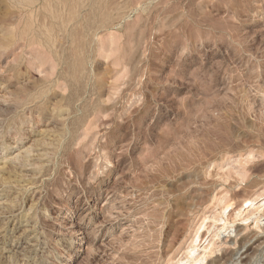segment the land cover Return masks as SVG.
Instances as JSON below:
<instances>
[{
    "label": "rangeland",
    "instance_id": "rangeland-1",
    "mask_svg": "<svg viewBox=\"0 0 264 264\" xmlns=\"http://www.w3.org/2000/svg\"><path fill=\"white\" fill-rule=\"evenodd\" d=\"M263 202L264 0H0V264H263Z\"/></svg>",
    "mask_w": 264,
    "mask_h": 264
},
{
    "label": "bare ground",
    "instance_id": "bare-ground-1",
    "mask_svg": "<svg viewBox=\"0 0 264 264\" xmlns=\"http://www.w3.org/2000/svg\"><path fill=\"white\" fill-rule=\"evenodd\" d=\"M245 203H248V205L249 206H252V204H254L255 202L252 200H246V201H244ZM254 202V203H253ZM231 206V204L229 205V206H227V209H230L229 207ZM246 206V205H245ZM224 208V207H223ZM264 208V202L262 203V204H260V205H258L256 208H254V210H253V213L254 212H256V211H261L262 209ZM226 208H224V210H225ZM226 209V210H227ZM250 214H251V212H250ZM249 219H250V217H248ZM248 218H246V220H248ZM221 219V218H220ZM222 220V219H221ZM258 222V221H257ZM239 264V263H238ZM259 264V263H258ZM264 264V263H263Z\"/></svg>",
    "mask_w": 264,
    "mask_h": 264
}]
</instances>
